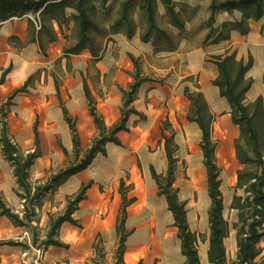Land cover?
I'll return each mask as SVG.
<instances>
[{
    "label": "crops",
    "instance_id": "crops-1",
    "mask_svg": "<svg viewBox=\"0 0 264 264\" xmlns=\"http://www.w3.org/2000/svg\"><path fill=\"white\" fill-rule=\"evenodd\" d=\"M210 2L211 0H177L176 9L184 21V27L178 47L167 53L175 54L176 57L180 55L184 57L187 64V75L189 77L196 76L199 89L214 114V118L215 114L225 112L221 116L225 123L230 122V132H226L224 138L228 142H234L239 131L238 127L231 122L230 106L226 99L220 96L218 87L211 83V80L217 75V67L212 61V56L225 54L227 50V52H235L238 59L242 58L246 61L248 52V55L254 59V65V61L256 62V56L253 57L254 52H260L259 44L264 46V39H260V32H264V28H261L262 19L258 21L248 19L249 31L247 34L242 35L234 30L230 33L228 40L218 43L206 42L208 28L204 25V21L209 15ZM160 6L162 7V5ZM217 15L218 19L215 25H219L225 20L239 19L241 12L235 9L231 13L222 11ZM35 18L36 15L27 13L20 17H11L0 21V80L4 70L7 69L4 79L0 81V106H4L8 110L5 118L8 136L23 151L33 149L34 127L37 128L40 155L30 166L28 177L31 183L38 184L44 183L50 174L65 167L68 160L73 157L71 133L64 119L61 105L65 106L70 116L75 119L81 153H83L97 134L95 124L88 112L83 80L96 101V109L102 115L105 125L107 127L113 125L120 117L121 89L126 88L132 79L133 64L128 54L137 57L139 52L135 50V46L148 45L151 47V44L140 40L139 31L131 39H128L123 32L107 33L98 39V49L95 52L83 49L79 53H66L65 50L75 42L73 25L70 23L69 26L60 30L53 22L57 37L48 43L45 54H43L38 42L29 40V20L35 22ZM171 29L174 33L178 31L174 27ZM20 87H24V90L14 94ZM139 91L140 87L132 105L140 112L142 111L141 106L137 104ZM10 96L13 97L10 99ZM182 97L185 99L184 103H187L188 111L189 101L183 95V90ZM255 98L251 100L253 101ZM9 99L10 104L7 107ZM170 112L171 110L168 114ZM168 114L166 116L171 124ZM132 116L133 114L128 118L127 124ZM214 124L215 121L212 125V138ZM171 126L174 129L172 124ZM125 132L127 131L117 133L121 145L112 142L106 143L105 155L98 153L86 169L70 176L52 194H46L40 205L36 207L39 216L38 226L42 228L41 238H44L48 213L62 212L67 196L76 193L82 184L92 181L86 190L85 198L80 201L78 209L72 215L80 226L63 222L59 227L56 237L68 246L49 245L46 248L33 246L30 244V233L26 228L15 226L8 217L0 214V264H91L88 258L95 256L93 249L95 238L116 234L115 224L121 204V195L118 191L120 180H123L125 185H132L127 195L135 198V201L126 208L125 228L129 234L125 241L123 262L125 264H140L143 259L142 255H147L145 250L149 248L147 245H153V250L150 251L151 255L158 253L161 244L165 241V239L161 241L159 238L163 231L159 234L157 241L152 244H145L142 237L154 234L153 231L162 228V226L157 227L155 222L147 220L148 214L143 212V204L153 196L158 197L159 203L162 202L166 205V201L163 196L157 194V186L151 177L148 161L147 165H142L140 168L136 165L133 166V155L125 148L122 136ZM197 135L200 141L201 133H197ZM60 144L65 148L67 156ZM161 147L164 151L162 143ZM110 148L114 152L112 159L108 158ZM94 164L97 166L96 171H92ZM163 165L162 169L154 167L157 173H163L166 169L165 152ZM238 168L240 165L236 161V171ZM176 174L177 170L174 182L177 187ZM17 189L18 185L13 175L12 166L5 159L0 143V196L7 206L22 215L23 200L17 196ZM205 191L209 207L206 174ZM152 201L154 207L152 214H158L159 209L155 207L156 199L153 198ZM167 211L169 220L171 219L173 223L172 214L168 209ZM207 211L204 219L206 218L208 226ZM132 215H141L144 216V219L142 218L143 220L138 223H129V218ZM187 220L190 229L198 235L197 250L200 263L211 264L207 259L209 231L206 236H202L203 242L198 246L201 239L200 234L196 228H192L188 211ZM152 225L155 230L152 229ZM138 231H142L139 235L141 242L130 243V238ZM227 240L228 249L226 247ZM8 241L24 245H12L8 244ZM261 241H264V238ZM224 245L229 263L236 257L235 234L229 233L228 237L224 239ZM263 253L264 250L256 260ZM159 255V264L170 263L167 255H162V252ZM184 259L180 253L179 241V255H177V260H173L170 264H182ZM93 262L97 264L96 260Z\"/></svg>",
    "mask_w": 264,
    "mask_h": 264
},
{
    "label": "trees",
    "instance_id": "trees-1",
    "mask_svg": "<svg viewBox=\"0 0 264 264\" xmlns=\"http://www.w3.org/2000/svg\"><path fill=\"white\" fill-rule=\"evenodd\" d=\"M159 4L164 9L163 15L167 19V26H161L158 21ZM177 0H0V21L11 17H20L27 13L36 15L35 22L29 20V40L37 41L40 50L45 54L49 42L57 37L53 27L55 22L60 30L73 25L75 42L68 47L66 53H79L83 49L95 52L98 49V39L105 34L123 32L131 39L137 31L142 42L150 43L155 52L174 51L178 47L184 21L176 9ZM241 12L239 19L225 20L219 25L216 15L222 11L231 13L233 10ZM70 10V11H69ZM248 19L258 21L262 19L261 28H264V0H211L209 15L204 21L208 28L205 41L218 43L230 38L232 31L247 34L249 31ZM171 27L178 31L174 33ZM133 64L132 81L121 89L122 104L120 117L116 123L107 127L102 115L96 109V101L88 85L83 80V91L86 98L88 112L97 129V134L91 140L87 149L81 153L80 139L75 119L70 116L65 106L61 105L64 119L71 133L73 157L65 167L54 174H50L44 183L33 184L28 177V171L34 160L40 155L37 128L34 127L35 140L32 150L23 151L7 134V109L0 106V143L5 159L11 164L13 175L18 189L17 196L23 200L22 215L6 205L0 196V214L5 215L15 226L35 230L37 219L36 207L46 194H52L70 176L86 169L100 153L106 154V143L120 145L117 133L128 131L127 121L130 115L145 119V115L136 110L132 103L136 99L142 78L139 76L138 58L128 54ZM213 63L217 67V75L211 83L218 87L219 94L224 97L230 106L231 122L238 127L239 135L234 139V156L240 168L236 171V180L229 209L236 212V220L231 228L235 234L237 252L231 262H227L224 239L230 233L228 221L223 216V197L220 189V168L216 161V142L212 138V113L198 84L194 90L183 87V95L188 99L189 106L186 119L196 123L200 130L199 147L202 153V163L206 174L207 194L210 199L208 207V249L207 259L211 264H264V253L258 246L264 238V108L263 97L258 95L250 103H245V97L250 90L253 79L246 73L253 66V58L248 55L246 61L238 59L235 52L213 55ZM4 70L1 80L4 79ZM57 89V85H56ZM24 87L15 93L23 91ZM13 96H10V99ZM8 100V105L10 104ZM61 104V102H60ZM168 132V134H167ZM175 131L166 118L161 123L160 139L166 156V169L157 173L152 165L149 166L152 179L157 186V194L163 196L167 209L171 212L173 225L180 241V253L184 256L182 264H201L198 257V235L189 227L187 209L184 200L179 197V190L174 185L177 170L175 151L178 149L174 141ZM61 149L67 156L65 148ZM92 181L84 183L79 190L67 196L64 210L60 213H48L47 229L44 238L38 242L34 232L31 236L33 246L46 248L49 245L67 247L57 239V233L63 222L80 226L73 218L80 201L86 196V190ZM132 185H125L120 180L118 191L121 195V204L116 218L115 232L118 238L116 257L112 264H125L122 255L126 237L129 232L125 228L126 208L135 201L128 197ZM201 239L203 237L199 235ZM8 244H24L8 241ZM39 243V244H37ZM99 236L93 242L95 256L102 253Z\"/></svg>",
    "mask_w": 264,
    "mask_h": 264
},
{
    "label": "rangeland",
    "instance_id": "rangeland-1",
    "mask_svg": "<svg viewBox=\"0 0 264 264\" xmlns=\"http://www.w3.org/2000/svg\"><path fill=\"white\" fill-rule=\"evenodd\" d=\"M158 9L159 24L167 26V19L163 15L164 9L160 5ZM217 19L218 15H216V22ZM260 39H264V32H260ZM259 46L260 52L256 51L253 55V57L256 56V62L254 61V65L246 73L247 77H252L253 83L245 97V103H250L251 99L259 94L264 99V46L260 44ZM151 47L148 45L135 46V50L139 52L137 56L140 67L139 76L142 78L137 104L141 106L142 111L140 112L145 115V119L136 115L131 117L127 124L128 131L122 135L125 148L133 155L134 167L136 165V167L140 168L142 165H147L148 161L149 165L162 169L164 166V151L158 140L160 139L161 123L163 119L168 118L166 115L171 110L168 115L171 118V124L175 131L174 141L178 146V149L175 151L177 158L176 185L179 189L180 198L186 203L189 222L192 228H196V231L201 236H206L208 226L204 216L206 215L209 202L205 191V171L199 148V137L197 135L200 132L195 123L191 124L186 119L187 103H184L185 99L182 97L183 87L188 86L191 90H194L197 78L194 75L190 77L187 75V64L183 56L176 57L175 54H168V51L155 52L153 47ZM247 56L248 52L246 53V58H248ZM224 113L223 111L221 114H215L213 138L217 145L216 160L220 168V189L224 201L223 216L231 228L233 222L236 220V212L229 209V201L235 184L236 160L234 158L233 142H228L224 138L225 133L230 132V122L227 121L225 123L223 116H221ZM113 157L114 152L110 148L108 158L112 159ZM96 169L97 166L94 164L92 171H96ZM153 198L156 199L155 207L159 209L158 214H152L154 208L152 205ZM153 198L150 197L145 201L143 212L148 214L147 220L149 222H155L154 224L157 227L160 225L164 227L163 233L159 238L161 241L163 239L165 241L161 244L159 251H157L158 253L155 255H151L152 253L150 252L153 250V245H147L149 247L145 249L147 255H142L143 259L140 261V264H159L160 252H162V255H167L171 263L173 260H177V255H179V240L176 235V228L171 219L169 220V212L165 203H159L157 196H153ZM142 218L144 219V216L132 215L129 218V223H138L143 220ZM37 219L39 220L38 213ZM33 225H35V230L32 231V227L28 230L30 233V244L32 243L31 236L34 232L38 236V242L42 239V228L38 226V221ZM152 229L155 230L154 226ZM141 232L138 231L133 234L134 236L130 238V243H140L139 235H141ZM230 234L234 235L232 228ZM261 240L258 246L264 250V241ZM199 241L198 246L203 242L202 239ZM100 242L102 253L88 258V261L91 264H95L93 260H96L97 264H109L113 262L116 257L115 248L118 244L116 234L113 233L109 237L104 236L100 238ZM226 247L227 249L229 247L228 240Z\"/></svg>",
    "mask_w": 264,
    "mask_h": 264
},
{
    "label": "bare ground",
    "instance_id": "bare-ground-1",
    "mask_svg": "<svg viewBox=\"0 0 264 264\" xmlns=\"http://www.w3.org/2000/svg\"><path fill=\"white\" fill-rule=\"evenodd\" d=\"M164 230V227H162V228H159L158 230H156V231H153V233L154 234H148V236L145 238V237H142V239L145 241L144 243L145 244H147V243H153V242H155V241H157L156 239L158 238V236H159V234H161L162 233V231Z\"/></svg>",
    "mask_w": 264,
    "mask_h": 264
}]
</instances>
